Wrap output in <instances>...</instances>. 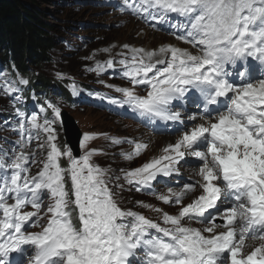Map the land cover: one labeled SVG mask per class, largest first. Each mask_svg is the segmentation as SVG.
Returning a JSON list of instances; mask_svg holds the SVG:
<instances>
[{
  "label": "snow or ice",
  "instance_id": "1",
  "mask_svg": "<svg viewBox=\"0 0 264 264\" xmlns=\"http://www.w3.org/2000/svg\"><path fill=\"white\" fill-rule=\"evenodd\" d=\"M124 7L182 30L177 39L200 52L194 55L171 45L155 51L133 48L130 58L119 61L133 87L116 88L124 99L111 100L149 123L184 125L161 156L124 172L137 191L151 190L158 178L179 175L185 157L196 158L195 176L180 191L169 187L168 194L157 195L164 204L180 205L179 211L173 215L155 208L166 225L161 226L122 208L109 186V170L92 162L98 150L76 157L67 144L57 143L58 105L47 102L52 119L45 116L42 123L36 114L26 116L17 109V148L11 155L0 150V264H13V253L22 258L15 264H264V0H124ZM172 14L180 18L176 23H171ZM158 54L170 59L153 63ZM105 67L114 68V61L90 70ZM19 83L29 81L20 78ZM137 85L147 87L146 95L136 94ZM2 90L6 95L19 91L14 82H6ZM189 101L198 115L174 110L173 102L183 108ZM40 131L45 138L37 148L47 151L33 175L31 164L37 163L38 153L28 146L39 140ZM93 139L95 134L84 133L81 148ZM110 139L115 145L124 142ZM130 143L134 151L122 153L129 160L148 147ZM63 157L67 167L60 162ZM115 187L123 189L121 184ZM197 192L190 203H183ZM45 197L52 203L45 206ZM29 206L33 210L25 211ZM33 217V227L47 217L46 224H39L41 232L25 229ZM193 221L208 226L196 228ZM246 238L262 243L244 251Z\"/></svg>",
  "mask_w": 264,
  "mask_h": 264
},
{
  "label": "rangeland",
  "instance_id": "2",
  "mask_svg": "<svg viewBox=\"0 0 264 264\" xmlns=\"http://www.w3.org/2000/svg\"><path fill=\"white\" fill-rule=\"evenodd\" d=\"M94 1L97 0H34L44 14L47 24L53 25L55 28V31H51L55 39L53 55L50 56L52 61L47 63V65H43L40 71L44 76L47 75L54 80L57 78L77 79L81 83H86L88 82L85 79L86 77L96 78L99 75L98 72L90 70L97 63L105 62L118 53L126 52L127 49L145 50L146 46H151L152 49L149 50L155 51L161 46L179 44L168 36L155 33L151 29L144 27L129 16H120L108 8H99L94 4ZM151 33L162 36V38L154 39ZM79 37L85 38V41L81 42ZM124 45L129 47L126 49L123 47ZM105 49L108 51H105ZM164 56L158 55L157 58L161 59ZM29 66L30 72L28 75L37 76L35 66ZM65 112L75 121L82 136L84 133L95 134V139L90 140L86 148L82 149L79 143V153L82 150L97 149L98 151L92 156V160L100 167L107 169L110 167L108 169V178L111 180L109 186L112 187L113 183L115 185H123V191L120 188H116L115 192L118 193V196L122 195L123 198L131 200L124 181L115 179L120 170H115L114 167L117 164L120 167H126L130 164L132 166V162H135L136 168H139L150 161V153L147 152L137 160H128L118 155L119 148H117V145L112 144L110 138H132L139 135L143 138L142 129H137L130 122L108 117L104 113L95 110L66 108ZM65 134L64 129L60 133L62 140H64ZM108 151L110 153H107ZM120 199L123 200L122 198ZM132 199H134L133 201L141 202L145 198L136 196V198L133 197ZM145 200L147 204L140 203L138 205L130 201L129 203L134 204L127 205L122 203V207L131 209L134 212H140L154 220L162 218L161 213L154 211L155 208L163 209L164 212L173 215H176L180 208L165 207L161 205L160 200L154 197H147ZM187 203L190 202L187 201L184 204ZM143 205H151L152 207H144ZM256 244L260 243L249 241L245 248L247 251H251Z\"/></svg>",
  "mask_w": 264,
  "mask_h": 264
},
{
  "label": "trees",
  "instance_id": "3",
  "mask_svg": "<svg viewBox=\"0 0 264 264\" xmlns=\"http://www.w3.org/2000/svg\"><path fill=\"white\" fill-rule=\"evenodd\" d=\"M51 31H55L54 26L47 24L34 0H0V56L5 59L11 53L20 71L26 75L30 72L29 65L35 66L37 76L32 81L38 86L50 82L40 71L43 65L52 61L50 56L53 55L55 39ZM133 167H136L135 162L129 167H115V170ZM136 195L133 193L132 197ZM122 202L129 200L123 199Z\"/></svg>",
  "mask_w": 264,
  "mask_h": 264
},
{
  "label": "bare ground",
  "instance_id": "4",
  "mask_svg": "<svg viewBox=\"0 0 264 264\" xmlns=\"http://www.w3.org/2000/svg\"><path fill=\"white\" fill-rule=\"evenodd\" d=\"M146 33V32H145ZM149 34V32H148ZM152 34V33H151ZM152 36L155 38H162V36H158L156 34H152ZM179 47H184V46H179ZM149 49H152L151 46H146L145 47V50L147 51H150ZM159 55V54H158ZM157 55V56H158ZM143 135V138L141 139H137V141H141V142H148L150 144L147 152L150 153V160L153 158V157H159L161 156L163 153H162V149L168 145V144H173L176 142L178 136L176 137H161V136H152V135H148L146 134L143 130H142V133ZM195 169L196 168H193L191 170V175L190 174H184V177H191L193 178L195 176ZM199 193L197 192L196 194L194 195H198ZM194 195H192V197L188 200L189 202H191V200L194 198ZM261 244V243H260ZM260 244H256L255 246H259ZM246 250V249H244ZM247 251V250H246ZM250 252V251H249Z\"/></svg>",
  "mask_w": 264,
  "mask_h": 264
},
{
  "label": "water",
  "instance_id": "5",
  "mask_svg": "<svg viewBox=\"0 0 264 264\" xmlns=\"http://www.w3.org/2000/svg\"><path fill=\"white\" fill-rule=\"evenodd\" d=\"M64 125L66 127V136L68 138V143L73 147L75 151H77L76 147L81 138V133L76 123L72 118H70L66 113L63 114Z\"/></svg>",
  "mask_w": 264,
  "mask_h": 264
}]
</instances>
